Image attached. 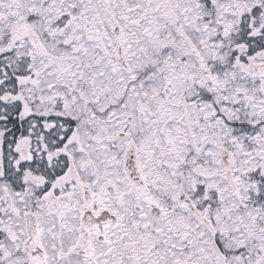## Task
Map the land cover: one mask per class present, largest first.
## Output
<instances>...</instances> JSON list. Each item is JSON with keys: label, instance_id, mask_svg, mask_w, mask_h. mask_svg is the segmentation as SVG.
Masks as SVG:
<instances>
[{"label": "snow or ice", "instance_id": "1", "mask_svg": "<svg viewBox=\"0 0 264 264\" xmlns=\"http://www.w3.org/2000/svg\"><path fill=\"white\" fill-rule=\"evenodd\" d=\"M0 264H264V0H0Z\"/></svg>", "mask_w": 264, "mask_h": 264}]
</instances>
